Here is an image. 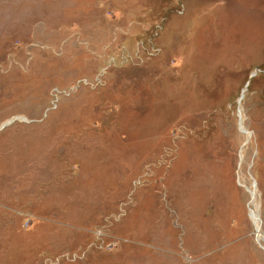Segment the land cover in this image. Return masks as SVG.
<instances>
[{"label": "rangeland", "instance_id": "374dc122", "mask_svg": "<svg viewBox=\"0 0 264 264\" xmlns=\"http://www.w3.org/2000/svg\"><path fill=\"white\" fill-rule=\"evenodd\" d=\"M259 233L264 0H0V264H264Z\"/></svg>", "mask_w": 264, "mask_h": 264}, {"label": "bare ground", "instance_id": "6f19581e", "mask_svg": "<svg viewBox=\"0 0 264 264\" xmlns=\"http://www.w3.org/2000/svg\"><path fill=\"white\" fill-rule=\"evenodd\" d=\"M251 219L255 225V227L257 228V231L259 232L260 230V219H259V214H255V212H251ZM257 240L261 243H264V234L263 233H259Z\"/></svg>", "mask_w": 264, "mask_h": 264}, {"label": "water", "instance_id": "95a60500", "mask_svg": "<svg viewBox=\"0 0 264 264\" xmlns=\"http://www.w3.org/2000/svg\"><path fill=\"white\" fill-rule=\"evenodd\" d=\"M254 75H251V77H253ZM249 85V82L247 83V85L246 86H248ZM12 121H10V122H8L7 124H10Z\"/></svg>", "mask_w": 264, "mask_h": 264}]
</instances>
